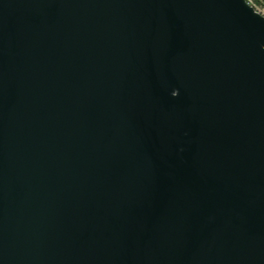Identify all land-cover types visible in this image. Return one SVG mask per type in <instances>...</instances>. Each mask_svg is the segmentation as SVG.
<instances>
[{
  "label": "water",
  "instance_id": "95a60500",
  "mask_svg": "<svg viewBox=\"0 0 264 264\" xmlns=\"http://www.w3.org/2000/svg\"><path fill=\"white\" fill-rule=\"evenodd\" d=\"M0 264H264V16L0 0Z\"/></svg>",
  "mask_w": 264,
  "mask_h": 264
},
{
  "label": "trees",
  "instance_id": "16d2710c",
  "mask_svg": "<svg viewBox=\"0 0 264 264\" xmlns=\"http://www.w3.org/2000/svg\"><path fill=\"white\" fill-rule=\"evenodd\" d=\"M251 5H257L261 8H264V0H247Z\"/></svg>",
  "mask_w": 264,
  "mask_h": 264
},
{
  "label": "rangeland",
  "instance_id": "374dc122",
  "mask_svg": "<svg viewBox=\"0 0 264 264\" xmlns=\"http://www.w3.org/2000/svg\"><path fill=\"white\" fill-rule=\"evenodd\" d=\"M251 1V0H250ZM250 4V3H249ZM251 5V4H250ZM253 6V5H252ZM253 8L257 11V12H259L260 14H262L263 16H264V8H261V7H259V6H257V5H254L253 6Z\"/></svg>",
  "mask_w": 264,
  "mask_h": 264
}]
</instances>
